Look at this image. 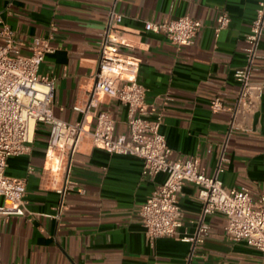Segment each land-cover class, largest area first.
<instances>
[{"label": "crops", "instance_id": "crops-1", "mask_svg": "<svg viewBox=\"0 0 264 264\" xmlns=\"http://www.w3.org/2000/svg\"><path fill=\"white\" fill-rule=\"evenodd\" d=\"M259 1L0 0V17L23 43V54H30L34 37L47 40L53 49L39 67V74L53 78L52 114L82 122L85 129L70 155L48 148V126L38 123L29 151L8 158L6 174L25 182V209L23 215H0L2 264H264L257 249L224 236L226 220L220 212L205 217L209 229L201 242L180 240L195 232L200 214L192 183L178 197L182 226L177 237L150 245L139 211L165 174L142 176L140 158L96 148L90 135L103 110L115 120V135H128L127 108L93 90L98 41L113 7L122 16L116 28L126 52L139 61L137 80L149 89L145 100L162 106L160 131L171 157H198L208 175L220 164L218 177L226 187H246L253 199L264 194V87L250 112L234 116L230 110L210 108L218 94L227 108L234 107L240 84L233 73L246 62L244 36ZM222 12L230 22L216 34V17ZM183 15L201 22L189 45L178 46L143 28L145 21ZM250 78L264 83V32ZM66 178L74 187L63 196L56 216Z\"/></svg>", "mask_w": 264, "mask_h": 264}, {"label": "built area", "instance_id": "built-area-1", "mask_svg": "<svg viewBox=\"0 0 264 264\" xmlns=\"http://www.w3.org/2000/svg\"><path fill=\"white\" fill-rule=\"evenodd\" d=\"M121 19L112 7L98 41L99 63L93 90L118 99L127 108L128 135H115V120L106 110L97 113L90 135L96 148L140 158L142 176L153 178L158 173L165 174L164 181L151 191L139 211L147 242L153 245L159 238L177 237L182 226L178 197L184 185L192 183L201 202L200 214L195 232L181 236L180 240L201 242L209 229L205 217L220 212L225 216L223 234L228 240L244 241L264 255V194L253 199L246 187H226L218 177L223 171L220 164L214 174L208 175L199 167L198 157L185 160L171 157L172 150L160 131L162 106H149L145 100L149 89L137 80L139 61L126 52L127 44L116 28ZM229 22L226 12L218 14L215 33ZM200 26L199 20L188 15L143 24L145 31L161 33L178 46L191 44ZM263 32L264 0H260L244 36L246 62L233 73L240 84L234 107L227 108L218 94L210 101L213 112L230 110L234 116L238 112L247 113L260 100L264 83L252 81L250 74ZM22 45L15 31L0 17V215L4 216L24 214L25 182L8 176L6 165L9 157L29 151L36 125L48 126V148H61L70 155L77 151L85 131L82 122L69 123L52 114L53 78L39 74L44 55L53 51L47 40L34 37L28 45V55L21 52ZM234 126L232 120L231 128ZM73 187V182L66 178L59 189L61 201L56 216L63 208V196Z\"/></svg>", "mask_w": 264, "mask_h": 264}]
</instances>
